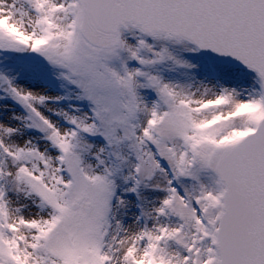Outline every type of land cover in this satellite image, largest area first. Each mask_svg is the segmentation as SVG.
Listing matches in <instances>:
<instances>
[{"label":"snow or ice","instance_id":"1","mask_svg":"<svg viewBox=\"0 0 264 264\" xmlns=\"http://www.w3.org/2000/svg\"><path fill=\"white\" fill-rule=\"evenodd\" d=\"M0 264H264V0H0Z\"/></svg>","mask_w":264,"mask_h":264}]
</instances>
